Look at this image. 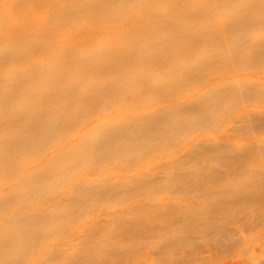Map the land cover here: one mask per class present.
<instances>
[{
  "label": "rangeland",
  "instance_id": "obj_1",
  "mask_svg": "<svg viewBox=\"0 0 264 264\" xmlns=\"http://www.w3.org/2000/svg\"><path fill=\"white\" fill-rule=\"evenodd\" d=\"M100 1L84 0L77 11L95 18L91 8ZM144 1L157 26V39L162 40L153 50L160 64L135 61L129 66L128 54L136 43L132 25L122 22V39L116 43L113 37L101 40L95 27L87 33L85 26L61 38L67 41V58L79 47L105 56L114 45L112 77L101 87L107 92L123 88L118 101L126 115L133 107H155L167 112V125L163 122L161 128L151 121L147 138L129 141L126 136L136 126L129 120L121 124L112 102L102 112L92 111L82 125L79 115H70L66 121L73 125L64 128V135L73 130L91 133L96 127L109 134L98 140L102 151L82 179L87 186L55 168L30 187L33 190L4 185L0 202L9 216L1 224L15 225L14 214L21 207L25 210L19 199L39 193L35 202L42 210L25 222L41 223L42 229L19 242L10 241L11 234L0 236V264H11V249L14 264H264V0ZM26 2L37 21L52 14L47 0H2L1 7L14 20ZM59 4L66 9L67 0ZM123 5L139 7L137 0H112L108 8L124 11ZM181 21L188 30L200 31L183 36L174 31ZM20 34L15 23L12 38L18 51L12 61L5 57L9 49L0 43V85L20 86L27 95L14 101L30 102L37 111L36 116L0 120V134L9 137L3 145L9 160L0 163L12 165L21 158L9 141L15 136L10 132L36 139L37 133L28 127L37 120L46 124L56 105H63L43 76L41 57L46 49H55L54 44L38 45L28 53ZM148 37L154 39L152 32ZM44 40L49 37L42 36ZM176 42L184 59L170 61L162 52ZM223 58L239 63L238 71L232 65L223 70ZM165 61L169 63L164 66ZM64 81L66 96L90 102L94 89L88 82L70 83L67 77ZM178 106L182 109L176 112ZM147 120L148 112L137 115L138 124ZM106 137L115 143L114 151L106 148ZM51 138L45 135L46 148L37 150L35 158L54 164ZM63 145L69 146L66 141ZM156 198L162 201L154 202Z\"/></svg>",
  "mask_w": 264,
  "mask_h": 264
},
{
  "label": "bare ground",
  "instance_id": "obj_2",
  "mask_svg": "<svg viewBox=\"0 0 264 264\" xmlns=\"http://www.w3.org/2000/svg\"><path fill=\"white\" fill-rule=\"evenodd\" d=\"M2 1V0H1ZM0 1V37L4 39L0 43H4V49H9L6 54L7 60H14L12 58L18 51L15 49V42L12 38V26L16 23L20 29V38L24 44L25 51L30 53L38 45L48 46L54 44L55 49H46L45 53L41 57L42 64L45 65L43 76L46 78L49 89L58 97H62L63 105H56L55 115L46 123L43 124L41 120H37L34 124L30 125L28 129H33L37 133L36 139H24L19 138L17 132L14 138L9 141L14 142V149L18 152L21 160H18L15 165L0 163V200L3 199L4 195L2 190L4 185L16 183V188L23 191H30V187L34 186L36 182L40 184L43 175L49 172L52 168L57 169L59 174H63L71 180L79 181L85 178L86 172L89 165H92L98 156V153L102 151L99 146V139L108 136L104 128L96 127L91 133L77 132L75 130L64 135V128L69 127L70 121L69 116H80V124L82 120L88 121L90 119L89 114L92 111L102 112L105 107L112 102V107L117 111V118L122 124L125 120H129L136 126V130L129 134L127 139L129 141H137L146 137L145 129L148 128L149 122H156L161 126L166 119L167 112L156 110V108H148L146 105L139 107H133L129 110L126 115V111L122 108L118 101L121 95V86H116L111 91L101 87L102 83L109 80L112 77V67L115 65L114 56L116 49L114 45L109 47L107 55L98 54L91 51L87 47H79L72 54L71 57L65 56L66 43L65 39L61 36L63 33L75 31L80 26H85L87 33H89L93 27L101 32L102 38L113 37L115 42L121 41L120 29L123 24L132 25L133 33L132 40L136 43V46L129 51V66L134 64L135 61H145L149 65H154L158 61L154 60L153 50L159 48L162 40L157 39L159 33L157 26L153 18H151L150 9L147 7V3L144 0H137V7L134 10L133 7H126L124 11H110L108 5L111 4L112 0H102L97 3L93 8L96 11V17L91 18L88 13H79L77 11L79 5L84 0H67L66 9L63 8L62 4H59V0H47L46 3L52 6V14L48 16L52 17V22H48V18L44 19V15L38 20L31 17V6L26 2V9L16 19L12 20L9 16H5V11L1 7ZM49 6V5H48ZM121 8V9H122ZM140 18V22L135 21L136 18ZM124 20L122 21V19ZM135 18V19H134ZM87 25H84L87 23ZM63 24L61 28H56L57 25ZM109 29L111 34L105 33V30ZM174 31L188 37V33H194L200 31V27H193L191 30L186 28V23L181 21L174 27ZM152 32L154 39L148 37V34ZM187 33V34H186ZM243 34H241L242 36ZM49 37L47 41H41V37ZM69 38V37H68ZM179 42L169 44L164 48L162 55L166 59L172 61L178 57L183 58V54L178 51ZM98 47H102V43H99ZM30 58H28L29 60ZM212 61V60H211ZM167 65L169 61H165ZM161 62L157 63L160 64ZM228 65H232L235 70L238 66L232 59L223 58L221 67L223 70ZM118 69H122L120 65ZM146 69V68H145ZM235 71H238L237 69ZM102 76L103 80H99L98 77ZM70 83L85 81L94 89L92 99L90 102H81L70 94L66 96V87L68 82ZM0 120L8 121L12 117L17 116H36L37 111L33 104L27 101H14L18 97L23 99L26 97L27 92L18 87H9L5 84L0 85ZM114 95V97H113ZM113 97V98H112ZM112 98V99H111ZM7 100H13V102H7ZM155 102V101H154ZM156 103V102H155ZM182 109L178 106L175 111L178 112ZM142 111H146L151 115L150 121H143L138 124L136 121L137 115ZM78 116V117H79ZM168 117V116H167ZM166 123L168 120L165 121ZM164 122V125L166 124ZM152 124V123H151ZM155 124V125H156ZM163 125V127H164ZM167 125V124H166ZM150 127V126H149ZM158 127V126H157ZM147 130V129H146ZM51 134L52 138L49 146L52 148V157L57 158V162L53 164L50 160H42L41 158H35V152L39 149L46 147L42 146L45 142V135ZM110 137V136H109ZM107 143L108 142V138ZM8 135L0 134V161L9 160L8 155L3 150L4 143L8 140ZM76 140V142H74ZM105 140V139H104ZM110 140L111 137H110ZM68 143V147L63 145V142ZM127 141V142H129ZM115 143L110 142L106 145L109 151H114ZM76 165V173L70 177V170ZM28 171V172H27ZM67 181H70L67 179ZM83 184L87 186L86 181L82 180ZM16 197V196H15ZM41 197V194L35 193L32 197H23L21 200L25 204V210L23 207L14 214L16 224L13 226H7L1 224L9 216V210L0 202V236L11 234L10 241L19 242L22 238H25L33 230L42 229V224L34 225L31 221L30 224L25 222V219H32L34 214L42 210V207L35 202L36 199ZM162 201V198L154 199V202ZM169 201V200H168ZM47 223L43 221V224ZM7 239V238H6ZM9 261L14 264V250H9Z\"/></svg>",
  "mask_w": 264,
  "mask_h": 264
}]
</instances>
